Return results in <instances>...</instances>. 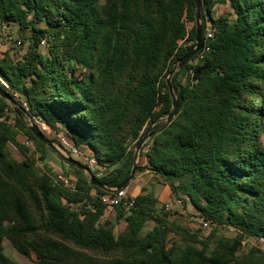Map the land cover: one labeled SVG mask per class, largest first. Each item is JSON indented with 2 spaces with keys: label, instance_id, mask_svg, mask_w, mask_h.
<instances>
[{
  "label": "trees",
  "instance_id": "trees-1",
  "mask_svg": "<svg viewBox=\"0 0 264 264\" xmlns=\"http://www.w3.org/2000/svg\"><path fill=\"white\" fill-rule=\"evenodd\" d=\"M217 4L231 12L214 18ZM200 22L203 47L174 73L180 106L161 129L166 76L195 44L194 0H0V24H15L26 46L0 53V264H20L5 242L31 264H264L263 251H242L264 239V0H201ZM26 120L62 134L69 147L50 141L92 160L107 189L128 177L156 122L136 173L150 171L213 229L189 231L150 192L102 222L107 191L60 157L71 188L40 170L49 147ZM221 228L235 237L217 238Z\"/></svg>",
  "mask_w": 264,
  "mask_h": 264
},
{
  "label": "rangeland",
  "instance_id": "rangeland-1",
  "mask_svg": "<svg viewBox=\"0 0 264 264\" xmlns=\"http://www.w3.org/2000/svg\"><path fill=\"white\" fill-rule=\"evenodd\" d=\"M214 11H215L214 18H217L221 15H228L231 12L230 8L228 6H224V5L215 6ZM0 26L2 27L3 30L5 29L4 31H2L0 29V43L5 45L4 51H2L0 53H5L7 51H10V49H13L11 52L12 55H14L15 53H17L18 56L23 54V52L25 51V48H26L25 45H23L21 48H19V47L12 46L9 44L7 45V41H6L8 36H11L12 38L17 39V40H19L21 38V36H19L17 33V26L13 23L10 24L9 26L1 25V24H0ZM184 75L185 74L183 73L181 77L183 78ZM26 123H29V121L26 120ZM39 128L41 129V131L43 132V134L45 135V137L48 140H55L61 145H64L66 143L65 138L62 134L53 133L45 125H39ZM18 141L21 144L22 143L24 144L26 139L24 136H19ZM55 146L60 151L65 153L59 146H57L56 144H55ZM26 148L29 150L30 154H32L35 157V159L38 157V153L35 152L36 149H35V146L33 143H32V147H26ZM7 151L13 159H15L17 161L22 160L21 154L12 145L9 144L7 146ZM43 151L45 154V161L44 162L38 161L37 167L40 170H43L45 167H48L51 170V173L54 176H56L57 178L67 177L65 175V173L61 171V166H63V164H62L59 156L54 151L50 150L49 148H45ZM64 166H65V170H64L65 172H67V173L71 172L70 168L67 165H64ZM145 189L148 192H150L152 195H154L156 198H159L161 195V191H162V185L156 184V182L154 180H151L146 184ZM164 199H165V201L163 203H161V205L165 206V210L168 211L169 214L171 215V217H173V219L176 222H178L181 226L185 227L189 231L196 232L201 237H206L209 235V233L213 229V226H208L206 228H203L198 223L199 216L197 215V213L194 210H192L189 206L184 208L181 204H179L175 201L174 197H173V199H174L175 205L169 201V196H165ZM166 206L168 208H166ZM113 212H114V209L107 208V210L105 211V214L102 218V222L108 221L110 223H113V220H114ZM122 227H123L122 224L116 225L114 227V232L116 233L117 231L122 229ZM150 228H151V225L148 224L145 227L144 232H146ZM216 237L217 238H220V237L234 238L235 232L231 228H221L218 230ZM252 247H256L260 251L264 252V243L259 241V240H255V239L245 240L243 242L242 251L247 252ZM4 253L7 256H9L11 259L19 262L20 264H31V262L29 260H27L24 257H22L21 255H19L7 242H5V244H4Z\"/></svg>",
  "mask_w": 264,
  "mask_h": 264
},
{
  "label": "water",
  "instance_id": "water-1",
  "mask_svg": "<svg viewBox=\"0 0 264 264\" xmlns=\"http://www.w3.org/2000/svg\"><path fill=\"white\" fill-rule=\"evenodd\" d=\"M194 7H195V37H194L195 44H194L193 48L186 55H184L181 59H179L178 62H176L173 65L171 71L166 76L165 85H166V88L168 90L169 96L171 98V108L172 109H171V112L165 118H162V119H159L156 121V122H159V121L164 122V125L161 127V129H163L166 125H168L172 121V119L176 116L178 109H179V106H180L179 101H178L176 94L174 92L172 82H171L174 73L181 70L189 62V60L195 54H197L203 47L204 41H203V36H202V24L200 22L201 0H194ZM0 96L4 99H7V97L5 96V94L1 90H0ZM13 109L17 113H19V111L15 107H13ZM156 122L152 123L147 128V130L145 131L142 138L135 145L134 155H133V164H132L130 173H129L128 177L123 181V183L114 189L105 188L98 180H96L92 176L91 171L88 167L84 166L79 161L73 159L72 157H70V156L66 155L65 153H63L62 151H60L52 141L48 140L45 137V135L43 134V132L41 131V129L37 125L29 122L28 123V129L35 136V138L38 141L42 142L44 145L49 147L62 160H64L66 163L73 166L74 168L83 171L87 175L88 182L90 185L95 186L99 189L105 190L107 192H113V191L125 188L134 179L137 167L139 165L141 148L154 135V132L150 133V130Z\"/></svg>",
  "mask_w": 264,
  "mask_h": 264
},
{
  "label": "built area",
  "instance_id": "built-area-1",
  "mask_svg": "<svg viewBox=\"0 0 264 264\" xmlns=\"http://www.w3.org/2000/svg\"><path fill=\"white\" fill-rule=\"evenodd\" d=\"M214 30L208 26L206 29V37L211 38L213 35ZM7 45H12V46H19L20 45V40L14 39L11 36H8L7 39ZM5 45L0 43V52L4 51ZM43 125V124H40ZM24 145L26 147H32V142L26 140L24 142ZM71 155L75 158H77L79 161H81L83 164H85L91 172L93 173H98L101 171V169H98L94 162L90 160L88 157L78 153L75 149H71ZM66 187L71 188L72 185L70 183V180L67 177H60L58 178ZM128 187V186H127ZM126 188H122L113 192H107L104 194H101L98 196L99 201L101 204L105 205L109 209H114L116 206H123L125 208L132 207L134 204V196H132ZM179 203L178 201H176ZM180 204V203H179ZM166 208H168L166 206ZM198 223L203 227L206 228L210 226L209 222L206 221L203 218L199 217ZM259 241L264 243V239H260Z\"/></svg>",
  "mask_w": 264,
  "mask_h": 264
},
{
  "label": "crops",
  "instance_id": "crops-1",
  "mask_svg": "<svg viewBox=\"0 0 264 264\" xmlns=\"http://www.w3.org/2000/svg\"><path fill=\"white\" fill-rule=\"evenodd\" d=\"M217 5L228 6L227 4H217ZM1 28L2 27L0 26V29ZM64 145L66 147H69V145L67 143H65ZM144 151H145V149L141 148L142 154L144 153ZM73 159L76 160L77 158L74 157ZM145 164H146L145 158L141 157L139 160V165H141L143 167ZM64 170H65V168L63 166H61V171L63 172ZM151 180H154L156 182V184L162 185L161 195L158 198V200L161 203H163L165 201V199H164L165 196H169V201L175 205L174 199L172 197L173 195L171 194L168 187L166 185L162 184L161 182H159L155 175H153L150 171L145 170V169L140 170L137 173H135L134 179L128 185L127 190L132 196H136V195L141 194V193H148V191L145 189V187H146V184ZM113 215H115V212H113ZM171 219H173V217H171ZM121 224L123 225V223H120L119 225H121Z\"/></svg>",
  "mask_w": 264,
  "mask_h": 264
}]
</instances>
